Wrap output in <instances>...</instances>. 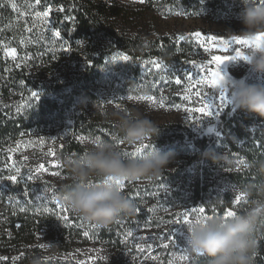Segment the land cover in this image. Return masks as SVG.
Masks as SVG:
<instances>
[{
    "label": "rangeland",
    "instance_id": "1",
    "mask_svg": "<svg viewBox=\"0 0 264 264\" xmlns=\"http://www.w3.org/2000/svg\"><path fill=\"white\" fill-rule=\"evenodd\" d=\"M48 1L37 4L36 0H13V16L6 18L8 27L0 21L4 31L0 75L1 69H25L31 82L17 83L6 98L0 96V113L9 122H16L18 129L16 138L9 137L0 144V236L6 237H0V264H191L198 255L186 249L187 224L173 222L178 213L204 207V215L220 217L217 203L224 195L232 199L227 211L242 213L253 206L247 204L242 189L229 182L228 174L239 171L241 162L238 155L229 156L220 142L219 121L234 110L229 104L220 109L219 87L195 83L206 73L193 66L204 64L215 69L213 56L236 55L240 46L233 43L224 51L218 41L203 39L198 43L192 33L222 40L240 35V0H92L112 13L111 30L141 43V56L120 48L102 33L94 34L92 40L73 39L69 17L73 0H57V6ZM48 8L52 9L49 17L35 15ZM179 36L185 39L177 40ZM163 38L179 45L170 63L149 56ZM10 48L16 49L15 58L7 54ZM240 50L243 54L248 51ZM118 55L129 59L112 60ZM149 61L167 66V71L156 69ZM219 70L236 80L256 79L240 58L226 61ZM186 73L193 79L189 80ZM178 78L179 84L175 82ZM32 91L41 93L38 100L31 97ZM147 96L154 97L155 102L138 99ZM206 100L215 101L213 112L220 111L218 116L190 111ZM118 109L138 112L154 121L159 136L127 144L107 129L116 127L111 114ZM16 120L24 121L23 125ZM97 137L100 141H123L116 143L123 153L149 144L146 152L157 148L176 154L160 175L124 182L123 193L135 205V213L122 215L103 228L90 227L93 225L62 205L56 191L71 183L65 157L83 155L95 145ZM196 138L210 144L217 141L216 152L225 154L227 161L220 166L197 161ZM71 144L79 146L81 153L69 152ZM40 164L47 171L36 173ZM29 173L36 178L27 179ZM11 175H17V182L7 179ZM92 182H101V178ZM196 188L205 189L200 195L203 201H196ZM241 194L236 202L235 196ZM57 202L68 211L63 212ZM15 213L31 218L32 242L15 237L5 225L9 217H16ZM65 215L67 221L62 219ZM195 216L191 212V221ZM111 233L112 241L102 237ZM170 233L171 239H166Z\"/></svg>",
    "mask_w": 264,
    "mask_h": 264
},
{
    "label": "clouds",
    "instance_id": "2",
    "mask_svg": "<svg viewBox=\"0 0 264 264\" xmlns=\"http://www.w3.org/2000/svg\"><path fill=\"white\" fill-rule=\"evenodd\" d=\"M242 8L240 35L254 37L264 32V4L260 0H240ZM247 63L256 79L229 78L223 76L219 91L228 96L232 109L243 110L264 121V43L248 49ZM116 127L123 133L122 139L129 145L143 143L152 136H159L158 125L149 118L130 110L118 109L111 114ZM175 152H163L154 148L138 158H127L118 145L101 141L78 157H65L64 166L69 171L70 184L63 186L60 202L74 214L97 228H103L122 215L135 213V205L120 190L119 184L144 176H158L175 160ZM202 158L218 164L227 156L214 149L205 150ZM257 173L264 176V163ZM93 178L101 182L93 183ZM108 180V183H104ZM119 182V183H117ZM245 195L257 194L252 207L225 219L212 217L206 221L194 219L187 225L185 246L198 256L209 258V264H253L257 254L254 230L258 222L264 223V179L246 185Z\"/></svg>",
    "mask_w": 264,
    "mask_h": 264
},
{
    "label": "trees",
    "instance_id": "3",
    "mask_svg": "<svg viewBox=\"0 0 264 264\" xmlns=\"http://www.w3.org/2000/svg\"><path fill=\"white\" fill-rule=\"evenodd\" d=\"M150 2L152 0H144ZM188 0H182L186 3ZM13 0H0V21H3V26L6 28V18L13 16ZM53 6H57V0H49ZM74 8L71 10L69 17L72 18L73 33L72 36L75 40H92L94 34L102 33L106 38L114 41L120 48L128 50L130 53L141 56L138 53L139 49L142 47L136 39L129 40L126 38L119 37L111 28L109 27V17L112 14L108 12L104 6L101 4H96L92 0H73ZM70 7V6H69ZM69 9V8H68ZM68 13V12H67ZM55 21L57 22V15L55 16ZM3 27V28H4ZM4 28V29H5ZM4 31L0 25V67H3V57H2V47L1 42ZM104 36V37H105ZM160 43V46H158ZM179 45L175 43H170L167 39H160L156 43V49L151 50V57H156L163 60L166 63H170L172 56L176 54ZM161 48V49H160ZM0 75V96L7 97L9 89L15 88L18 83H25V85H30L28 75H26L25 69H15L8 68L7 72L2 71ZM33 86V85H32ZM17 123L21 122L23 125L24 121L16 120ZM219 124L222 126L220 140L221 146L227 151L228 155L231 154L238 155V160L241 162V168L239 171L228 174L229 182L237 185L243 189L246 185L259 182L264 179L257 173V167H249L250 163L259 165L264 163V121L255 115H251L243 110H235L231 115L225 114L221 117ZM107 129L123 137V133L117 127L107 126ZM18 129L16 128V122H9L6 117H3L0 113V144L9 137L16 138ZM194 144L198 153L196 155V160L201 162H209L214 166L223 165L224 162L221 160L218 164L213 163L211 159L202 158V154L205 150L216 148L217 141L212 142L202 138L194 139ZM220 148V147H219ZM69 152L81 153V149L77 145L70 146ZM219 153V152H218ZM62 188L56 189L59 193ZM205 189H198L194 192V197L197 200H201V193ZM257 194L253 193L251 195H246L247 204L252 205V201L257 199ZM221 202L217 203L218 216H223L225 212L232 207V199L229 195H224L221 198ZM204 198L202 199V201ZM16 217H9L7 223L5 224L7 228L12 230V234L23 240L26 243L32 242L31 234V218L26 215H21L20 213H15ZM258 224L264 223L258 222L254 230L255 239L257 240V254L254 257L253 264H264V227H258ZM1 237V236H0ZM106 240H113V233L102 235ZM2 239L6 237L2 236ZM50 264V263H49ZM191 264H209V258L206 256H194Z\"/></svg>",
    "mask_w": 264,
    "mask_h": 264
},
{
    "label": "snow or ice",
    "instance_id": "4",
    "mask_svg": "<svg viewBox=\"0 0 264 264\" xmlns=\"http://www.w3.org/2000/svg\"><path fill=\"white\" fill-rule=\"evenodd\" d=\"M140 2H143V0H140ZM260 2H261V4H264V0H260ZM36 3L39 4L40 0H36ZM13 7H15V5H13ZM60 10L63 11L62 8ZM51 11H52V9L48 8L45 11L36 12L35 15L37 17L47 18V17H49ZM55 35L57 37H59L60 36V32L56 31ZM192 36H194L196 38L198 43L201 40H203V39H206L207 41H218V43L220 45H223V50L224 51H227L228 47L231 44H233V43L238 45V46H240V48H247V49H250V48H253V47H259L261 45V43H264V32L257 33L254 37H245V36H240V35H234V36L231 37V40H222V39H219L216 36H208V37L205 38V37L202 36V34L200 32H194V33H192ZM176 39L182 41V40L185 39V37L179 36ZM240 48H238L236 50V55L235 56H213L212 57V61L216 65L215 69H209L204 64H200V65L193 64L194 67H198L200 73H206V75H201L200 78L195 81V83L197 85H199V84H207V85H209L211 87H219L220 86V82L224 78L223 75L221 74L220 70H219L220 66L222 64H224L228 60H233V59H236V58L247 60V55L243 54L241 52ZM7 54L10 55L12 58H15L16 57V49L15 48L8 49L7 50ZM117 59L127 61L129 58L127 56H125V55H118V56H113L112 57V60H117ZM149 63H151L158 70H163L165 72L167 71V66H163L161 63H159L157 61H149ZM186 75H187V78L189 80L193 79V77L191 76L190 73H186ZM175 82L177 84H179L181 81L178 78V79H176ZM40 95H41V93H38L36 91H32L31 92V97L33 99H37L38 100L40 98ZM197 95H199V93H197ZM129 99H132V97H129ZM138 99H143V100L155 102V98L152 97V96L138 97ZM219 100H220L219 107H220L221 110L229 104V101H228V98H227L225 92H222V91L220 92ZM161 106H163L162 102H161ZM214 107H216L215 101L210 103L209 100H206L205 102L202 103V106L200 108L193 109V110H190V111H195V112L202 113L206 117H212L214 114L216 116H218L220 111H216L214 113L213 112V108ZM209 131H211V129H209ZM80 139L83 140L84 138L81 137ZM100 142L101 141H100V139L98 137L93 141V143H96V144H98ZM116 143L120 144V143H123V141L116 140ZM149 147H150L149 144H141L139 147H136L134 149V151H132L130 153L129 152H124L123 155L125 157H129V158L142 157L143 154L146 153V150ZM54 166L58 167L57 165H54ZM19 171H20L19 169H16L17 173H19ZM41 171H47V169L45 168L44 164H40L35 169L36 173H40ZM52 174L56 175L57 173H52ZM34 178H36V177L33 174H31V173H29V175L27 176V179H29V180H32ZM7 179H9V180H11L13 182H17V175L8 176ZM108 182H109L108 180L104 181V183H108ZM117 183H119V182H117ZM119 188H120L121 191H123L124 188H125V184L124 183L123 184H119ZM241 198H242V194L241 195H237V196H235V201L239 202L241 200ZM38 199H40V198L38 197ZM53 199L55 200L56 198L53 197ZM57 206L60 207L63 212H67L68 211L67 208L59 205L58 202H57ZM20 210L24 211L25 209L22 207ZM43 211L48 212L49 209L48 208H44ZM205 211H206V209L204 207H200L199 209L193 208L191 210V212H195L196 213L195 219L198 220V221H206V220L212 218L211 216L204 215ZM191 212L185 211L184 213H178L176 219L173 222L175 224H177V225L181 224L182 222H183V224L189 225L192 222L191 219H190ZM235 213L236 212L232 211V210L226 211L225 215H224V218L228 219L229 217L234 216ZM181 217H182V220H181ZM62 219L67 221L68 220V216L65 215V216L62 217ZM90 227H95V226L93 225V226H90ZM84 235L86 237L89 236V232L85 231ZM172 235L173 234L170 233L169 237H166V239H171ZM127 236L131 237L132 233L128 232ZM165 247H167V245H165ZM140 250L143 251V249H140ZM185 251H187V250L185 249ZM181 258L184 259L186 257H181Z\"/></svg>",
    "mask_w": 264,
    "mask_h": 264
}]
</instances>
